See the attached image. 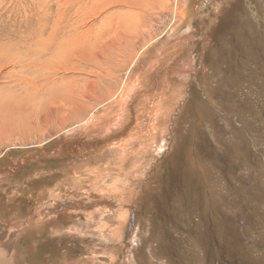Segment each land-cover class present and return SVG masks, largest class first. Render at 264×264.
<instances>
[{
  "label": "rangeland",
  "instance_id": "374dc122",
  "mask_svg": "<svg viewBox=\"0 0 264 264\" xmlns=\"http://www.w3.org/2000/svg\"><path fill=\"white\" fill-rule=\"evenodd\" d=\"M92 1L0 0L8 259L264 264V0Z\"/></svg>",
  "mask_w": 264,
  "mask_h": 264
},
{
  "label": "bare ground",
  "instance_id": "6f19581e",
  "mask_svg": "<svg viewBox=\"0 0 264 264\" xmlns=\"http://www.w3.org/2000/svg\"><path fill=\"white\" fill-rule=\"evenodd\" d=\"M49 1V0H48ZM54 1H56V0H54ZM65 1V0H64ZM79 1V0H78ZM83 1V0H82ZM92 1V0H91ZM97 1H99L98 3H100V5H101V1H103V0H96V3H97ZM115 1V0H114ZM113 1V2H114ZM153 2V1H150V0H147L146 2ZM160 1H162V0H160ZM62 2V1H61ZM93 2V1H92ZM109 2V1H108ZM118 2H120V1H118ZM69 3V2H68ZM74 3V2H73ZM92 4V3H91ZM104 4V3H103ZM150 4H152V3H150ZM61 5V4H60ZM67 5V4H66ZM65 5V6H66ZM88 5V4H87ZM99 5V6H100ZM146 5V4H145ZM49 6V5H48ZM51 6V5H50ZM58 6H59V4H58ZM79 6V5H78ZM105 6H106V4H105ZM85 7V6H84ZM83 7V8H84ZM87 7V6H86ZM94 7H97L96 5L94 6ZM122 7V6H121ZM88 8V7H87ZM98 8V7H97ZM99 8H101V7H99ZM60 9H62V8H60ZM63 9H65V8H63ZM68 9V8H67ZM80 9V8H79ZM95 9V8H94ZM120 9V8H119ZM50 10V9H49ZM66 10V9H65ZM90 10H91V8H90ZM103 10V9H102ZM59 11V10H58ZM84 11V10H83ZM86 11V10H85ZM95 11V10H94ZM40 12V11H39ZM57 12V11H56ZM62 12H64V11H62ZM72 12V11H71ZM93 12V11H92ZM96 12V11H95ZM95 12H93V13H95ZM111 12V11H110ZM48 13V12H47ZM60 13V12H59ZM65 13V12H64ZM73 13V12H72ZM41 14H43V11H42V13ZM76 14H77V11H76ZM86 14V13H85ZM100 14V13H99ZM136 14V13H135ZM40 15V14H39ZM48 15V14H47ZM60 15H63V14H60ZM98 15V14H97ZM97 15H96V17H97ZM108 15V14H107ZM137 15V14H136ZM59 16V15H58ZM65 16H66V14H65ZM70 16V15H69ZM86 16V15H85ZM126 16V15H125ZM130 16H132V15H130ZM135 16V15H134ZM133 16V17H134ZM42 17V16H41ZM78 17V16H77ZM95 17V16H94ZM110 17H112V16H110ZM129 17V16H128ZM38 18V17H37ZM49 18V17H48ZM72 18V17H71ZM119 18V17H118ZM46 19V18H45ZM44 19V20H45ZM60 19V18H59ZM62 19V18H61ZM64 19V18H63ZM107 19H108V17H107ZM43 20V21H44ZM34 21H36V20H34ZM39 21V20H38ZM49 21H50V19H49ZM65 21V20H64ZM67 21V20H66ZM69 21V20H68ZM108 22V21H107ZM111 22V21H110ZM60 23V22H59ZM65 23H67V22H65ZM64 23V24H65ZM70 23V22H69ZM80 23V21H78V24ZM34 24V23H33ZM61 24V23H60ZM63 24V25H64ZM126 24V23H125ZM136 24V23H135ZM45 25V24H44ZM62 25V24H61ZM66 25V24H65ZM42 26V25H41ZM57 27V26H56ZM72 27V26H71ZM74 27V26H73ZM76 27V26H75ZM111 27V26H110ZM34 28V27H33ZM38 28V27H37ZM76 28H79V27H76ZM103 28V27H102ZM56 29H58V28H56ZM60 29H61V27H60ZM70 29V28H69ZM75 29V28H74ZM92 29V28H91ZM113 29V28H112ZM111 29V30H112ZM41 30V29H40ZM43 31H44V29H42ZM54 30V29H53ZM79 31V30H78ZM101 31H102V29H101ZM103 31H104V29H103ZM51 32H52V30H51ZM55 32V31H54ZM107 32V31H106ZM58 33H59V31H58ZM61 33V32H60ZM69 33V32H68ZM75 33H77V32H75ZM39 34V33H38ZM52 34V33H51ZM50 34V35H51ZM54 34V33H53ZM60 35V34H59ZM77 35V34H76ZM87 35V34H86ZM86 35H84V38H85V36ZM38 36V35H37ZM40 36V35H39ZM111 36V35H110ZM49 37H51V39H52V36H49ZM57 37V36H56ZM65 37V36H64ZM41 38H42V36H41ZM69 38V37H68ZM72 38V37H71ZM75 38H77V40L79 41V38L78 37H75ZM217 38V37H216ZM50 39V38H49ZM48 39V40H49ZM70 39V38H69ZM69 39L68 40H66V42H65V40H64V42H65V44L67 45V41H69ZM86 39H88V38H86ZM42 40H44V38L42 39ZM76 40V39H75ZM76 40V41H77ZM80 40H82V38L80 39ZM85 40V39H84ZM83 40V41H84ZM95 40V39H94ZM37 41H39V40H37ZM56 41V40H55ZM70 41H73V40H70ZM69 41V43H72V42H70ZM50 42H53V40L52 41H50ZM59 42H61V41H59ZM64 42H61V43H64ZM81 41H79L77 44H75L76 46H78V44L80 45L81 43H80ZM39 43V42H38ZM41 44H42V41L40 42ZM46 43V42H45ZM55 43V42H54ZM61 43H59V44H61ZM84 43H86V42H84ZM89 43V42H88ZM40 44V45H41ZM53 44V43H52ZM65 44H63V46L65 45ZM83 44V43H82ZM95 44V43H94ZM93 44V45H94ZM47 45H51V44H46V47H47ZM62 45V44H61ZM60 45V46H61ZM66 45L64 46V48L66 47ZM91 45V44H90ZM58 46V45H57ZM63 46H61V47H63ZM68 46V45H67ZM69 46H71V45H69ZM76 46H75V48H76ZM81 46V45H80ZM83 46H84V44H83ZM88 46V45H87ZM79 47V46H78ZM89 47V46H88ZM96 47V46H95ZM110 47V46H109ZM54 48H55V46H54ZM63 48V49H64ZM74 48V47H73ZM75 48H74V50H75ZM83 48V47H82ZM40 49V48H39ZM44 49V48H43ZM46 49H48V48H46ZM57 49H61V48H58L57 47ZM63 49H61V50H63ZM67 48H65V50H66ZM78 49V48H77ZM86 49H87V47H86ZM86 49L84 50V51H86ZM53 49H51V51H52ZM56 50V49H55ZM68 50V49H67ZM70 50H71V48H70ZM79 50V49H78ZM82 50V49H81ZM47 51V50H46ZM73 51V50H72ZM72 51H70L69 53H71ZM89 51V50H88ZM38 52V51H37ZM56 52V51H55ZM59 52V51H58ZM57 52V53H58ZM65 52V51H64ZM67 52V55H68V51H66ZM74 52V51H73ZM60 53H62L61 55L63 56V52H61L60 51ZM59 53V54H60ZM58 54V55H59ZM66 54V53H65ZM61 55H60V58H63V57H61ZM43 56H45V55H43ZM52 56H53V54H52ZM40 58V57H39ZM62 60V59H61ZM48 62H46V64H47ZM40 65V64H39ZM58 65V64H57ZM57 65H54L55 67L57 66ZM43 66V65H42ZM38 67V66H37ZM47 67V66H46ZM72 69V68H71ZM32 70H34V69H32ZM36 70V69H35ZM55 70V69H54ZM70 70V69H69ZM32 72V71H31ZM36 72V71H35ZM34 73V72H33ZM37 73H39V72H37ZM27 75V74H26ZM35 75V74H34ZM37 75V74H36ZM35 75V76H36ZM39 76V75H38ZM93 87V86H92ZM133 88V87H132ZM132 88H130L129 90H132ZM91 90V89H90ZM110 93H111V91L109 92V96H107V97H110L109 99H110V101L109 102H107V103H110L111 101H113V100H115V98H117L116 96H114V95H111L110 96ZM106 101V98H104V99H102L101 100V102H105ZM51 111H52V109H51ZM50 113L51 112H49L48 111V113L46 114V116L44 117V118H49V116H50ZM32 223V222H31ZM33 227V226H32ZM33 230V229H32ZM10 246V245H9ZM0 249H1V251L2 252H0L1 254H2V258L0 259V264H14L13 262H12V260L11 259H8V253H10V251H9V249L8 248H4V247H2V245H0ZM8 247V246H7ZM13 255V254H12ZM11 256V255H10ZM14 256V255H13ZM12 257V256H11ZM10 258V257H9ZM14 258V257H13Z\"/></svg>",
  "mask_w": 264,
  "mask_h": 264
},
{
  "label": "crops",
  "instance_id": "0c3cea01",
  "mask_svg": "<svg viewBox=\"0 0 264 264\" xmlns=\"http://www.w3.org/2000/svg\"><path fill=\"white\" fill-rule=\"evenodd\" d=\"M113 120H114V118H113ZM118 123H120V122H118Z\"/></svg>",
  "mask_w": 264,
  "mask_h": 264
}]
</instances>
